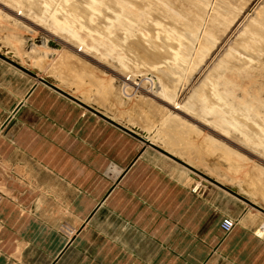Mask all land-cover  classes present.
Returning <instances> with one entry per match:
<instances>
[{"label": "crops", "instance_id": "crops-1", "mask_svg": "<svg viewBox=\"0 0 264 264\" xmlns=\"http://www.w3.org/2000/svg\"><path fill=\"white\" fill-rule=\"evenodd\" d=\"M36 77L0 61V264H264V223L252 234L262 247L245 254L238 222L225 237L219 230L231 212L207 243L197 240L203 249L169 251L153 226L203 223L191 213L185 222L170 158ZM237 217L247 222V209ZM61 225L75 235L62 237Z\"/></svg>", "mask_w": 264, "mask_h": 264}, {"label": "rangeland", "instance_id": "rangeland-1", "mask_svg": "<svg viewBox=\"0 0 264 264\" xmlns=\"http://www.w3.org/2000/svg\"><path fill=\"white\" fill-rule=\"evenodd\" d=\"M258 2L253 0L244 9L230 30L222 36L189 77L186 75L181 77L175 86L176 95L173 103H185L193 89L213 69L220 57L224 56L237 33L239 34L247 21L254 16L255 4ZM22 7L26 9L23 2L14 6L0 0V61L4 63L11 61L48 80L61 91L193 169L163 158L168 163L169 175L174 174L173 181L184 185L182 200L185 222L190 221L186 218L188 213H191L190 219L192 216L200 215L203 222L198 226L187 223L176 225L174 220L167 219L165 223L162 221L161 226H153L155 235L159 231L166 232L167 249L179 250L181 253L203 249L202 243L198 245L197 240L207 243L208 238L216 233L220 214L230 212L234 214L233 219L239 223L236 227L239 230L237 235H241L242 240L238 249L245 254L260 249L262 247L260 238L257 239L252 234L257 235L256 228L264 223V214L244 201L223 192L212 181L233 189L239 196L264 209V152L259 149L258 153L242 144L237 134L230 133L226 138L221 137L217 129L206 125V122L197 116L186 111L180 112L172 107L173 103L168 105L152 97L147 93L150 89L148 83L140 88L134 87L131 84L132 80L118 69V64L112 56L106 55L103 48L96 46L94 41L85 38L83 41L86 46H78L47 27L50 25L49 18L44 23H39L33 12H21ZM39 40H42V43L37 45ZM49 41L57 44L58 48L52 49L47 44ZM163 68L162 65H157L151 70L157 75ZM141 71L144 73L146 70ZM263 72L264 69L259 70L257 74H249V77L225 72L217 88L223 91L226 82L225 88L232 90L229 100L234 107L242 102V99L254 97L262 99L264 103ZM120 86L122 88L132 86L133 96L124 95ZM115 96L121 99L120 103L116 101ZM139 97L147 99L151 107L140 111L135 108V102ZM263 114L264 105L259 112L260 116ZM173 168L177 169L178 173H175ZM192 201L196 202L195 208L187 210L186 207L190 206ZM242 207L247 209V222H239L237 217ZM171 212L169 210V214ZM242 227H246V230L244 231ZM57 233L69 239L75 235V230L68 225H61L57 228ZM215 250L211 248L209 254L212 255ZM171 259L173 258L169 257L168 264H171ZM254 260L257 259L250 258L246 263L252 264Z\"/></svg>", "mask_w": 264, "mask_h": 264}, {"label": "bare ground", "instance_id": "bare-ground-1", "mask_svg": "<svg viewBox=\"0 0 264 264\" xmlns=\"http://www.w3.org/2000/svg\"><path fill=\"white\" fill-rule=\"evenodd\" d=\"M3 1L14 6L23 2L26 9L22 7L21 12H33L39 23L49 18L47 27L78 46L85 47L83 39H91L106 55L112 56L134 87L148 83L147 93L171 105L176 83L197 69L253 0ZM258 1L254 16L245 22L224 56L217 60L185 103H173L172 107L202 119L206 125L217 129L221 137L237 134L242 144L264 152V114L259 115L263 100L242 99L234 107L229 100L232 90L225 88L226 82L223 91L217 88L225 72L247 77L264 69V0ZM157 65L164 68L155 75L151 69ZM132 88L124 86L122 92L132 95ZM115 99L121 102L119 97ZM135 103L139 111L151 107L142 97Z\"/></svg>", "mask_w": 264, "mask_h": 264}, {"label": "water", "instance_id": "water-1", "mask_svg": "<svg viewBox=\"0 0 264 264\" xmlns=\"http://www.w3.org/2000/svg\"><path fill=\"white\" fill-rule=\"evenodd\" d=\"M42 43V40H39L37 42V45H40ZM52 49H57L58 48V45L55 44L54 42L52 41H49L47 43ZM10 64H12L13 66H15L17 69H19L20 71L26 73L27 75H30L34 78H37L36 75L33 73V72H29L25 69H23L22 67H20L19 65L11 62V61H8ZM38 81L46 86H48L49 88L53 89L55 92L61 94L62 96L66 97L67 99L73 101L74 103L84 107L85 109H87L88 111L96 114L97 116H99L101 119H103L104 121L108 122L109 124L113 125L114 127L120 129L121 131H123L124 133L130 135L131 137L137 139L138 141L144 143L145 145L157 150L158 152L162 153L163 155L169 157L170 159H172L173 161L181 164L182 166L188 168V169H191L193 170L191 167H189L188 165H186L185 163H183L182 161L176 159L175 157H173L172 155H170L169 153L159 149L158 147H156L155 145H153L151 142L147 141L146 139L142 138V137H139L137 136L135 133H133L132 131L128 130V129H125L124 127L118 125L117 123L113 122L112 120L108 119L107 117L103 116L101 113L97 112L96 110H94L93 108L91 107H88L86 105H84L83 103H81L80 101H78L77 99H75L74 97L70 96L69 94L61 91L60 89H58L57 87H55L53 84H51L48 80L44 79V78H38ZM9 120V119H8ZM7 120V121H8ZM6 121V123H7ZM212 183H214L216 186H218L219 188L227 191L229 194L233 195L234 197L244 201L246 204H248L250 207L256 209L257 211L261 212L264 214V209L259 207V206H256L254 205L253 203L249 202L247 199L243 198L242 196H239L233 189H230V188H227V187H223L222 185H220L219 183L215 182V181H212ZM71 241L68 242V244L70 243ZM55 262H53L54 264Z\"/></svg>", "mask_w": 264, "mask_h": 264}, {"label": "built area", "instance_id": "built-area-1", "mask_svg": "<svg viewBox=\"0 0 264 264\" xmlns=\"http://www.w3.org/2000/svg\"><path fill=\"white\" fill-rule=\"evenodd\" d=\"M237 222L235 219L229 217V216H224L221 218L219 222V230L222 234L223 237L229 235L232 230L235 228Z\"/></svg>", "mask_w": 264, "mask_h": 264}]
</instances>
